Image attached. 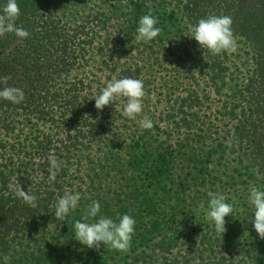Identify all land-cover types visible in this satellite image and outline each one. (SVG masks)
<instances>
[{"label":"rangeland","instance_id":"rangeland-1","mask_svg":"<svg viewBox=\"0 0 264 264\" xmlns=\"http://www.w3.org/2000/svg\"><path fill=\"white\" fill-rule=\"evenodd\" d=\"M6 3L0 0V11ZM17 3L16 24L30 35L0 37V76L25 94L20 104L0 100V264L5 256L8 264H84L87 254L93 261L106 251L107 264L120 258L121 264H244L256 257L261 240L249 195L252 186L264 190V9L251 0ZM149 13L162 31L137 42L139 20ZM211 15L232 18L235 53L213 55L193 39V27ZM125 77L145 85L136 119L122 115L123 97L102 111L95 107L101 89ZM144 115L151 129L140 127ZM49 153L59 165L54 181ZM158 155L168 162L157 186L169 228L147 232L142 247L133 236L126 252L79 243L74 223L92 201L101 204L96 219H113L129 207L136 185L155 187L141 171L158 164ZM17 188L37 196L34 207ZM66 191L79 192L81 200L56 219ZM210 191L224 194L234 208L224 234L205 219ZM63 242L76 247L67 258L52 252ZM48 251L52 256L43 258Z\"/></svg>","mask_w":264,"mask_h":264},{"label":"clouds","instance_id":"clouds-1","mask_svg":"<svg viewBox=\"0 0 264 264\" xmlns=\"http://www.w3.org/2000/svg\"><path fill=\"white\" fill-rule=\"evenodd\" d=\"M20 15V8L17 0H7L6 5L0 11V37L6 34H15L16 37L26 39L29 32L22 26H17L16 21ZM158 18L151 13L144 15L139 20L137 42H150L157 38L162 29L158 27ZM193 39H195L202 49H207L213 55L222 53L233 54L238 50V40L233 31V20L228 15H211L199 20L193 27ZM10 77L0 76V100H6L13 104H20L25 99L23 89L9 85ZM147 96L145 85L141 79L125 77L122 79L113 78L106 87L102 88L100 94L95 99V107L102 111L106 106L114 104L117 98H126L122 115L129 119H136L141 116L144 110V99ZM142 129H151L153 121L150 117L144 115L139 120ZM50 163L49 179L54 181L56 178V169L59 167L56 156L53 153L48 154ZM212 165H209L211 168ZM16 195L29 206H35L37 196L22 188L16 189ZM209 203L205 219L214 224L217 233H225V218L232 215L233 205L227 203V197L219 192H208ZM81 200V194L76 192H65L56 205L55 218L63 219L70 211L75 210ZM249 203L254 206V228L261 239H264V190L255 186L250 188ZM204 209V204H200ZM101 204L98 201H92L88 205L82 221L77 220L74 223V238L87 248L99 250L101 244L110 247L113 250L126 252L132 242L135 234L136 220L130 215H123L118 221L106 216H99ZM10 257L5 256L4 262L8 264Z\"/></svg>","mask_w":264,"mask_h":264},{"label":"trees","instance_id":"trees-1","mask_svg":"<svg viewBox=\"0 0 264 264\" xmlns=\"http://www.w3.org/2000/svg\"><path fill=\"white\" fill-rule=\"evenodd\" d=\"M252 1H254V5H256L257 8L264 9V0H251V2ZM245 5L248 4L245 3ZM246 10L252 13L254 12L251 9H246ZM3 46L5 47V44H3ZM7 67L8 66L5 63V65L2 66L3 71H5ZM157 158L158 159L156 161H159L158 164L155 165V163H152L151 166L141 171V174L144 175L146 181L153 183L152 185L155 187L149 189V186L147 187L145 186V184L141 186L136 185V190L132 189V192L129 194L131 197L130 198L131 204L129 205V207L119 208L113 218V220L118 221L119 217L127 214L136 220L134 236L137 237L136 244L138 247H142L148 242L149 235H147V232H149V234L151 235L152 233H156L159 230L164 229L166 226L167 228H169V223H166L164 221L166 217L169 215V213L162 210L163 208L162 194L159 190V186H157L160 183L162 184L163 177L167 175L166 173L168 171V167H167L168 162L167 159H159L160 155H158ZM171 214L173 215V217H176L178 215V213L174 211H171ZM102 216H104V214H102ZM141 235H144V237L140 238ZM260 240H261V243L259 244L260 248L256 250L257 253L256 257L252 255L247 256L245 259H243L245 261L244 264H264V239L260 238ZM215 247H219V246L216 245ZM215 247H213V249ZM52 250H53L52 252L55 251L56 253L63 251V254L60 255L63 256V258H67L71 256V253H73L74 250H76V247L75 245L69 242H65V243L63 242L61 248L54 247L52 248ZM109 252L111 251L104 252L101 257L96 256V258H94L93 261H91L93 255L87 254L88 255L87 260H89L90 262L84 264H107ZM45 253L41 255L43 258L52 256L51 253L49 254V251ZM115 258L116 257H112V259ZM47 259H49V257ZM120 259L121 260L119 261L118 259H116L118 264L124 262L123 258ZM214 260H218V259L215 258ZM238 261H239L238 264H240L242 262V259ZM132 262L134 264H138L137 260L133 259ZM57 264H62V262L59 260ZM125 264H129V263L126 262ZM183 264L186 263L184 262ZM193 264H200V261L198 262L194 261Z\"/></svg>","mask_w":264,"mask_h":264}]
</instances>
